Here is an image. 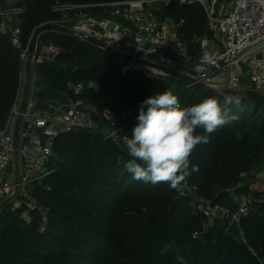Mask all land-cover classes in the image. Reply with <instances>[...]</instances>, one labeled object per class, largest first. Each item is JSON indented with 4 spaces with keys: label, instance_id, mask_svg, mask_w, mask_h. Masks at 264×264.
<instances>
[{
    "label": "trees",
    "instance_id": "trees-1",
    "mask_svg": "<svg viewBox=\"0 0 264 264\" xmlns=\"http://www.w3.org/2000/svg\"><path fill=\"white\" fill-rule=\"evenodd\" d=\"M114 1L123 0L19 1L16 21L22 49L38 25L56 16L54 3ZM160 10V20L181 23L178 32L182 40L208 35L205 14L198 3L172 0ZM55 36L61 47L53 62L56 66L72 60L89 66L64 72L44 63L36 67L38 74L65 94L75 84L91 82L92 89L86 88L70 99L116 113L130 111L122 125L131 138L141 103L157 94L161 79L148 80L135 72L121 75L114 55L72 36ZM21 65L20 50L8 34L0 33V127L18 96ZM226 92L191 86L181 92L177 88L175 95L182 106H190L209 97L222 104ZM241 98L239 119L207 134L209 142L197 145L189 158L188 182L213 203L225 201L230 190L227 188L236 186L240 174L257 169L264 173V101ZM195 134L205 133L198 128ZM130 159L127 151L96 133L71 131L60 135L50 159L54 171L41 187L34 188L35 197L46 211V221L36 211H29L25 220L22 207L14 209L11 202L3 204L0 264H181L176 256L182 257L184 264H259L246 247L219 226L200 239H192L203 219L192 210L191 200L178 195L167 183L133 179L124 167ZM191 165H197L198 171H191ZM241 227L248 245L264 262V204ZM165 244L171 248L161 255Z\"/></svg>",
    "mask_w": 264,
    "mask_h": 264
},
{
    "label": "built area",
    "instance_id": "built-area-1",
    "mask_svg": "<svg viewBox=\"0 0 264 264\" xmlns=\"http://www.w3.org/2000/svg\"><path fill=\"white\" fill-rule=\"evenodd\" d=\"M172 0H123L109 3L71 6L54 3L53 11L61 14L58 25L73 31L74 37L84 42L87 38L102 42L113 53L121 56L116 63L121 75L130 72L146 79L167 77L160 68L171 69L192 78L196 83L212 89L241 91L244 75L250 80L249 90L264 93V0H228L216 13L217 0H180V3H198L205 14L208 35L182 40L180 24L157 17V7H167ZM71 10L72 16L65 15ZM19 9H0V33L6 34V23L16 19ZM56 24V23H55ZM19 30L11 33L13 45L20 50L21 64L27 61L26 48L22 49L17 38ZM61 52L57 44L38 42L32 61L39 66L47 59H55ZM208 54V61L202 57ZM135 60L147 63L141 66ZM91 82L75 84L69 89L80 95L92 89ZM194 85H187L191 87ZM165 91H171L168 86ZM27 104L22 116L17 149L14 148V130L20 115L14 105L3 126L0 127V204L11 190L30 201L29 211L39 210L31 199L29 184L39 182L51 174L50 159L55 140L71 131L98 134L118 149L126 151L123 137L127 136L122 122L130 111L116 113L107 108L81 100H70L62 111L54 108L50 115H36ZM12 171H8L9 169ZM243 175V174H242ZM197 188H189L185 181L175 192L191 200L192 210L203 219L200 231L192 239H200L219 226L227 235L246 246L248 253L259 264H264L258 253L248 247L241 223L250 218L264 204V194L227 190L223 203L211 204L193 198ZM33 208V209H32ZM36 210V212H37ZM38 213V212H37ZM46 211L39 212L43 222Z\"/></svg>",
    "mask_w": 264,
    "mask_h": 264
},
{
    "label": "clouds",
    "instance_id": "clouds-1",
    "mask_svg": "<svg viewBox=\"0 0 264 264\" xmlns=\"http://www.w3.org/2000/svg\"><path fill=\"white\" fill-rule=\"evenodd\" d=\"M209 59L205 53L204 62ZM239 95L223 94V103L209 97L203 101L182 106L171 91L158 92L145 99L139 110L138 123L131 130V138L123 137L128 156L124 167L132 178L145 183H167L178 188L190 175V156L197 145L209 142L207 134L239 119L242 111ZM198 128L203 135L195 134ZM191 171H198L191 165ZM165 244L161 255L170 250ZM176 259L184 264L180 256Z\"/></svg>",
    "mask_w": 264,
    "mask_h": 264
},
{
    "label": "rangeland",
    "instance_id": "rangeland-1",
    "mask_svg": "<svg viewBox=\"0 0 264 264\" xmlns=\"http://www.w3.org/2000/svg\"><path fill=\"white\" fill-rule=\"evenodd\" d=\"M21 1V0H3L1 1V6H2V9L3 10H13L14 8L15 9H19L20 11V8H17L16 7V4ZM228 1V0H217L216 1V4H215V11L216 13H218L221 9V7L223 6V4ZM69 5L71 6H76L75 4L73 3H68ZM52 11H53V8H52ZM157 11L158 13L160 14L161 13V10L159 7H157ZM53 13L56 15L55 17H53L50 21L51 22H47V23H53V24H59L60 23V19H61V14L58 13V12H55L53 11ZM65 15H69V16H72V13H71V10H67V12L64 13ZM158 14V15H159ZM160 16V15H159ZM17 18L15 19H11L10 21H8L6 23V35L8 34L10 36V40L11 42L13 43V37H11V33H15L16 30H19L18 29V26H17ZM166 20V19H165ZM165 20H162V21H165ZM40 25H43L40 24ZM38 25V26H40ZM18 32V35H17V38L18 40L20 41L19 39V36H20V30L17 31ZM46 34L40 36L39 38V42H41L43 40V37L45 36ZM27 48V47H26ZM51 59H47L46 61H50ZM80 61H77L75 60L74 62H72L71 64H68L65 66V70L66 71H69L71 69H74V67H76L77 65H79ZM27 63V61H26ZM26 63L23 65H21V68H20V71L21 72V79H19V85H20V88L22 89L24 87V82H25V79H24V73H25V65ZM82 63V62H81ZM83 63H86V62H83ZM31 64L33 65V67H37V65H35V63L33 61H31ZM161 88L160 89H157L156 93L158 92H163L164 89L168 86L169 88H171L172 91H176L177 88H179V91H183L184 88H187V84L185 83H181V84H178V81H176L175 79L171 78V77H161ZM140 85V84H138ZM190 88V87H189ZM163 89V90H162ZM217 90V89H215ZM220 90V89H218ZM123 112H126V111H123ZM51 172L54 171L53 168H50ZM12 170H10L11 172ZM48 176L45 178L47 179ZM45 179H42L40 180L39 182H34L32 184H29L27 186V189L29 188L30 189V195H31V199L34 200V202L36 203L37 205V208H39V210H37V212H43V210H45L43 208V206L40 205L39 203V200L35 197V194H34V188L35 187H41L42 186V183ZM185 181L188 182V178L186 177ZM184 181V182H185ZM184 182H182L181 184H183ZM188 186L189 188L191 187H196L194 184H190L188 182ZM234 186H235V183H234ZM244 188V190H242L241 192L243 193H251V194H264V173H263V170L262 169H257L255 171H252L250 173H246V174H240L239 176V180L238 182L236 183V186L235 187H231V188H227V189H233V190H237L239 191L238 189L239 188ZM192 197L194 198H201V199H204L206 202H210L211 204H216V203H213L211 201V199H207L203 196H201L197 190H196V193L192 195ZM8 202H11L12 204V207L14 209H17V208H23V213H22V218L25 219V220H28V210L29 209V206L30 205V201L29 199H27V197H24V196H20L19 193H17L15 190H11L8 195L6 196V198L4 199V201L2 202V204H0V207L2 208L3 204H6ZM32 207V206H31ZM33 209V208H32ZM34 210V211H36ZM44 224V223H43ZM234 237H237L236 234H234ZM246 247V246H244ZM248 247L251 249V247L248 245ZM247 249V247H246ZM248 251V249H247ZM250 255V254H249Z\"/></svg>",
    "mask_w": 264,
    "mask_h": 264
},
{
    "label": "crops",
    "instance_id": "crops-1",
    "mask_svg": "<svg viewBox=\"0 0 264 264\" xmlns=\"http://www.w3.org/2000/svg\"><path fill=\"white\" fill-rule=\"evenodd\" d=\"M169 20V19H166ZM165 20V21H166ZM171 21V20H170ZM55 35L46 34L43 37L41 42L47 44H56L57 40ZM54 59L50 61H46L45 63L54 66L59 71L70 72L76 69H86L89 64L79 62L74 69L66 71L64 68L66 65L71 64L74 60L68 62L65 65L56 66L54 63ZM21 72L19 73V79H21ZM30 75V82L27 86L28 76ZM25 71L24 73V87L21 89L19 85L18 96L16 98L15 104L18 105L19 109L24 99L25 93L28 91V103L31 104L30 111L36 115H50L53 113V109L60 107L62 111H66L69 107L70 98L65 94L57 90L54 86H52L44 76L38 74L36 67L34 68L31 64L30 73ZM250 80L247 75H244L243 78V87L241 91L249 90ZM9 169L8 171L12 170Z\"/></svg>",
    "mask_w": 264,
    "mask_h": 264
},
{
    "label": "water",
    "instance_id": "water-1",
    "mask_svg": "<svg viewBox=\"0 0 264 264\" xmlns=\"http://www.w3.org/2000/svg\"><path fill=\"white\" fill-rule=\"evenodd\" d=\"M49 33L55 34L57 36L67 35V36L74 37V33L72 30H70L66 27L60 26L58 24L46 23V24H43V25L36 27L32 32L30 41H29L27 48H26L27 63L25 65V71L28 73V75L30 73L31 61L35 55V49H36V46L39 42V38H40V36H42L44 34H49ZM84 42H86L90 45H93L97 48H100L104 52L111 54V55H114L116 58L121 57V56L113 53L112 50L109 49L108 47H106L105 44H103L102 42L96 41V40L91 39V38H87ZM135 63H137L138 65H141V66H147L148 65L147 63H145L143 61H138V60H135ZM159 70H161L164 75L171 77L178 82L185 83L187 85H194L198 88L209 90V91H215L212 88H209V87H206L202 84L196 83L192 78L188 77L187 75L181 74L177 71H174L171 69H163V68H160ZM29 82H30V75L28 76L27 86L29 85ZM226 94L239 95L240 97L242 96V97L249 99V100H252V101H264V95L260 94L258 91H254V90L227 91ZM27 95H28V91L25 93L24 99H23L22 104L20 106V115L17 118L16 124H15V130H14V148H15V150L17 149V146H18L19 131H20V126H21L22 116L25 114L27 104H28ZM66 95L69 98H71L73 96V93L69 89L66 92ZM0 209H1V207H0Z\"/></svg>",
    "mask_w": 264,
    "mask_h": 264
}]
</instances>
